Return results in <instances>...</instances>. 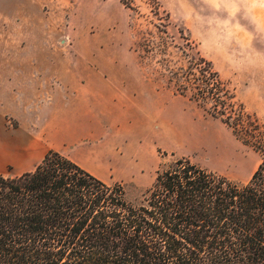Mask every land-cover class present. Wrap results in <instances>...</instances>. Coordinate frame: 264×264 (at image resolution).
Listing matches in <instances>:
<instances>
[{"label":"rangeland","instance_id":"obj_1","mask_svg":"<svg viewBox=\"0 0 264 264\" xmlns=\"http://www.w3.org/2000/svg\"><path fill=\"white\" fill-rule=\"evenodd\" d=\"M134 8L130 11L117 0H0L4 126H27L37 133L45 125L40 109L49 101L31 99L39 85L57 84V76L28 75L27 68L132 67L137 69L130 76L139 84L137 92L153 96L152 103L141 105L154 111L136 118L134 130L105 138L110 161L100 171L104 181L121 184L127 200L138 204L157 170L183 157L201 169L247 183L259 155L219 119L176 95L169 71L187 67L182 38L188 37L211 62L234 102L264 125V0H135ZM156 9L158 17L153 15ZM163 12L169 14L168 22ZM29 101L30 106L23 105ZM3 175L15 172L6 169Z\"/></svg>","mask_w":264,"mask_h":264},{"label":"trees","instance_id":"obj_2","mask_svg":"<svg viewBox=\"0 0 264 264\" xmlns=\"http://www.w3.org/2000/svg\"><path fill=\"white\" fill-rule=\"evenodd\" d=\"M117 1L136 11L135 0ZM182 39L188 65L170 70L169 82L259 155L248 182L181 157L163 164L134 204L121 184L49 150L31 172L0 174V264H264V125Z\"/></svg>","mask_w":264,"mask_h":264},{"label":"crops","instance_id":"obj_3","mask_svg":"<svg viewBox=\"0 0 264 264\" xmlns=\"http://www.w3.org/2000/svg\"><path fill=\"white\" fill-rule=\"evenodd\" d=\"M24 71L28 75L57 76L58 83L39 85L33 92L32 101H49L40 109L45 125H40L37 133L27 126L6 128L0 112V174L6 169L15 172L11 177L31 172L52 150L106 183L100 173L108 169L110 161L105 138L111 133L134 130L136 118L144 114L150 117L154 111L151 105H141L152 103L153 96L137 92L139 84L131 81L130 76L137 69L77 65L31 67ZM37 81L42 82V78ZM30 102L23 105L30 106ZM147 124L150 125L149 119ZM90 162L98 165L90 166Z\"/></svg>","mask_w":264,"mask_h":264}]
</instances>
